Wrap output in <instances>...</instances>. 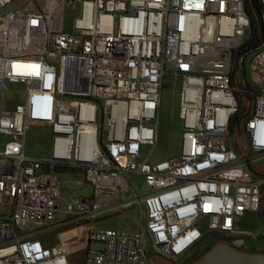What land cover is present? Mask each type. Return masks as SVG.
<instances>
[{"label": "built area", "instance_id": "built-area-1", "mask_svg": "<svg viewBox=\"0 0 264 264\" xmlns=\"http://www.w3.org/2000/svg\"><path fill=\"white\" fill-rule=\"evenodd\" d=\"M258 3L260 14L245 0H0V264H70L69 244L44 241L67 230H84V264H154L142 234L92 227L135 206L153 246L176 261L208 235L248 236L240 221L259 212L264 189L249 170L264 159ZM68 5L80 7L74 33ZM167 76L181 80L182 148L152 162ZM7 83L23 85L24 103L4 107ZM241 94L252 98L246 153L230 146ZM33 119L50 127L48 158L26 154ZM60 173L80 175L91 194L65 197Z\"/></svg>", "mask_w": 264, "mask_h": 264}, {"label": "rangeland", "instance_id": "rangeland-1", "mask_svg": "<svg viewBox=\"0 0 264 264\" xmlns=\"http://www.w3.org/2000/svg\"><path fill=\"white\" fill-rule=\"evenodd\" d=\"M80 7L73 10L69 5L66 7V15L64 22V30L69 33H74V24L76 19L80 17ZM254 59V54H250L247 57L248 64ZM56 80L51 79L49 82V89L55 90ZM240 108L248 112L252 100L249 96L238 95ZM25 101V91L21 84L7 83L4 91V107L10 108L16 104H22ZM180 102H181V80L176 79L173 76H167L164 80V88L162 94V106L160 112V130L159 139L156 151L152 157V162H160L169 160L180 156L182 148V134H183V122L180 118ZM47 99L43 97L36 98L34 102V110L36 115H41L40 111L47 105ZM30 122L28 128V135L26 139V154L36 158H48L51 153V133L48 125H39ZM242 135L239 137L238 133L234 132L230 142L232 150L236 153L247 152L248 145L246 142V134L244 131V122L241 125ZM8 138H2V143H6ZM151 149L143 150V155L147 156ZM252 168L255 173L264 177V159L256 164H253ZM59 180L62 184V192L65 197H79L82 195H90L92 190L89 186H83V189L78 187L77 181L81 179L80 175H69L60 173L58 174ZM130 182L133 187L139 192V194H145L144 179L141 176L130 177ZM262 199L264 202V189ZM144 210L142 206H135L120 214L111 216L104 220L94 222L92 227L97 230L101 229H114L117 231L125 232H138L142 234L141 244L143 248L149 253L154 264H163V257L166 255L161 251L158 246H153L150 238L145 235L144 232ZM255 219L258 216L257 213L252 214ZM250 217V216H248ZM260 221V217H258ZM246 222V221H245ZM245 222H243V230H245ZM258 232L254 234L255 238L251 239V244L257 249H262L264 245V227H259ZM75 230V229H74ZM66 235L63 232L52 233L44 237V241L48 245H57L59 247L69 244L68 247V259L70 264H84V258L86 254V241L78 239L84 234V230H67ZM71 233V234H70ZM66 236V237H65ZM70 237V240H69ZM69 240V241H68ZM205 238L203 245L199 247V251L206 254L218 243H227L229 240L225 238H219L217 241ZM68 241V242H67ZM101 244H94L93 248L96 250L102 249ZM240 250V249H239ZM245 251V250H241ZM190 256L188 255L187 258Z\"/></svg>", "mask_w": 264, "mask_h": 264}, {"label": "water", "instance_id": "water-1", "mask_svg": "<svg viewBox=\"0 0 264 264\" xmlns=\"http://www.w3.org/2000/svg\"><path fill=\"white\" fill-rule=\"evenodd\" d=\"M251 109L242 116L237 122V131L241 132L242 122L248 117ZM249 170L255 176H261L255 173L252 166ZM196 264H264V253H253L241 251L230 244L218 243L208 253H206Z\"/></svg>", "mask_w": 264, "mask_h": 264}, {"label": "crops", "instance_id": "crops-1", "mask_svg": "<svg viewBox=\"0 0 264 264\" xmlns=\"http://www.w3.org/2000/svg\"><path fill=\"white\" fill-rule=\"evenodd\" d=\"M253 213H247L245 214L241 221H240V230L247 233V237L246 238H242L240 239L239 244L241 246H247V252H253V253H264V245L262 247V249H257L255 246H253L251 244V239H254L255 236V232L257 233L258 230L260 229L259 227H264V223L262 221V219L260 218V221H258V216H256V218L254 219L252 216ZM250 216V217H248ZM246 221V222H245ZM243 222H245V230H243Z\"/></svg>", "mask_w": 264, "mask_h": 264}, {"label": "flooded vegetation", "instance_id": "flooded-vegetation-1", "mask_svg": "<svg viewBox=\"0 0 264 264\" xmlns=\"http://www.w3.org/2000/svg\"><path fill=\"white\" fill-rule=\"evenodd\" d=\"M258 217H260L264 223V202L262 199V203H261V207L259 212H257ZM204 240H202V242L195 248L192 249V251L188 254L190 257L187 258V256H185L184 258H181L180 260H174L172 257H163V264H196L202 257H203V252L199 251V247H201V245H203ZM240 240H233L230 241L229 244L232 245L233 247L240 249V250H245L247 251V246H241L239 244ZM249 252V251H248Z\"/></svg>", "mask_w": 264, "mask_h": 264}, {"label": "trees", "instance_id": "trees-1", "mask_svg": "<svg viewBox=\"0 0 264 264\" xmlns=\"http://www.w3.org/2000/svg\"><path fill=\"white\" fill-rule=\"evenodd\" d=\"M246 1V4H247V6H248V8H249V10H256L257 11V13L258 14H260L261 13V7L259 6V3H258V0H245ZM262 29H263V27H262V24H261V21H259V22H257L256 24H255V26H254V30H253V36H254V38L256 39V38H258V36H259V34L262 36ZM257 42L259 43L260 42V40H257ZM257 46V44L256 43H253V48H255ZM251 100H252V98H251ZM246 114V111L245 110H243V109H241L240 108V111H239V113L233 118V120H232V132L234 133H238L237 135H239V137L242 135V134H239V132L237 131V122H238V120L242 117V116H244ZM244 122V121H243ZM205 238H208V239H210V240H215L216 238L213 236V235H208V236H206ZM210 251V250H209ZM208 251V252H209ZM207 252V253H208ZM205 255V254H204ZM203 255V256H204Z\"/></svg>", "mask_w": 264, "mask_h": 264}]
</instances>
